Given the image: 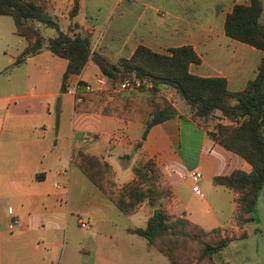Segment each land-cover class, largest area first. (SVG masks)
<instances>
[{
    "label": "crops",
    "instance_id": "obj_1",
    "mask_svg": "<svg viewBox=\"0 0 264 264\" xmlns=\"http://www.w3.org/2000/svg\"><path fill=\"white\" fill-rule=\"evenodd\" d=\"M36 1L62 32L89 33L91 52L109 63L130 58L138 47L168 54L188 46L201 60L189 67L191 74L223 78L227 90L236 93L264 61V52L224 33L226 15L235 5L248 6L249 0H78L73 18L74 0ZM20 39L5 65L7 71H23L9 77L0 72V264H147L153 249L132 231L146 226L149 213L120 214L74 166V149L106 162L117 187L133 179V164L147 153L179 202L177 216L184 214L205 232L218 230L221 237L237 240L235 195L213 186L212 180L234 171L250 173L251 167L212 141L191 120L187 106L174 105L177 115L152 126L141 141L140 123L75 110L72 96L61 89L67 61L47 50L50 37L39 53L15 66L27 46ZM88 71L90 77L100 75L90 59L80 75L66 81L90 84L94 78L85 79ZM190 173L200 176L199 195L192 191ZM261 198L264 187L256 206ZM13 219L18 224L10 230ZM79 221L87 224L82 238L73 233L75 226L81 228Z\"/></svg>",
    "mask_w": 264,
    "mask_h": 264
},
{
    "label": "trees",
    "instance_id": "obj_2",
    "mask_svg": "<svg viewBox=\"0 0 264 264\" xmlns=\"http://www.w3.org/2000/svg\"><path fill=\"white\" fill-rule=\"evenodd\" d=\"M78 7V0H74L70 18L77 15ZM263 13L261 0H249L248 6H233L225 17V35L264 52ZM0 16L12 19L14 34L27 44L16 58L15 66L42 50L45 41L36 24L56 32L47 40L46 48L52 56L67 61L63 92L68 77L80 75L90 59L98 67L100 75L113 84L133 76L149 85L151 92L146 96L82 92L79 94L81 101L75 107L79 113H98L142 124L141 141L145 140L152 126L177 115L162 90H172L179 96L187 106L191 120L206 130L212 141L251 167L250 173L234 171L212 180L213 186L234 193V220L240 230L237 239L246 237L244 227L254 221L256 203L264 187V61L259 64L255 78L242 91L231 93L225 79L202 78L189 72L191 65L201 63L191 47L170 49L168 54H156L145 47H138L130 58L109 63L91 52L89 33L70 34L71 28L62 32L56 18L36 0H0ZM215 114H219V123L213 122ZM223 120L229 123L237 121V124H225ZM72 162L123 216L129 217L138 211L149 213L146 226L132 232L170 264H212L214 256L220 258L219 264H228L223 254L235 239L221 237L218 230H213L216 237H207L209 232L190 223L184 214L177 216L179 202L158 165L147 153L140 154L132 166L133 179L122 187L116 186L112 168L98 157L74 149Z\"/></svg>",
    "mask_w": 264,
    "mask_h": 264
},
{
    "label": "rangeland",
    "instance_id": "obj_3",
    "mask_svg": "<svg viewBox=\"0 0 264 264\" xmlns=\"http://www.w3.org/2000/svg\"><path fill=\"white\" fill-rule=\"evenodd\" d=\"M40 2L42 1L40 0ZM262 2L264 3V0H262ZM40 27V32L44 38H51L55 35V31L53 29L44 28L41 25ZM14 30L15 28L12 19L7 16H0V72H5L7 75L6 77H9L10 75L13 76L23 71L21 70L23 68L20 70H15L14 72L7 71L6 68L9 65H5L7 58L14 56L19 45L18 42L23 41L14 34ZM92 76L93 75L90 77V71H88L85 79L94 78ZM94 79H88L91 85H93ZM150 92V86L144 83L140 87L139 91H137L135 94L146 96ZM162 93L165 98L173 105V107L174 105H176L177 108L182 106L185 107L183 101L172 90L163 89ZM213 122L219 123V114H215ZM223 123L228 124L229 122L223 120ZM253 218L254 221L244 227L246 237L244 239H237L229 243L228 249L229 252L232 253V256L225 258V253L223 254V259L226 260L228 264H264V198L259 200V204L255 208ZM73 233L76 238H82L85 235V230L75 226ZM216 236V231H211L207 235V237L211 238ZM149 253L150 254L147 258V264H170L164 256L155 250H151ZM104 261L105 260L100 261V264H105ZM219 263L220 258H218V256H214L212 264ZM107 264L119 263L117 261H114L113 263L109 261Z\"/></svg>",
    "mask_w": 264,
    "mask_h": 264
},
{
    "label": "built area",
    "instance_id": "obj_4",
    "mask_svg": "<svg viewBox=\"0 0 264 264\" xmlns=\"http://www.w3.org/2000/svg\"><path fill=\"white\" fill-rule=\"evenodd\" d=\"M142 84L143 83L141 81L135 79L133 76L126 78L124 81L118 84H113L110 81H108L104 76L99 75L95 77L93 85L82 82L71 84L68 81H66L64 92L72 96L75 105H77L81 101L79 94L82 92H88L96 95H109L111 93L131 94L139 91ZM228 124L236 125L237 121H233ZM87 138H88L87 136H84L83 140L86 141ZM189 178L193 183L192 191L196 195H199L200 194V190L198 188V181L200 179L199 174L190 173ZM56 188H58V186H56ZM8 214L11 215V210H8ZM17 224H18V220L13 219L9 224V229L10 230L13 229ZM79 225L83 229L87 228V224L83 221H79Z\"/></svg>",
    "mask_w": 264,
    "mask_h": 264
},
{
    "label": "water",
    "instance_id": "obj_5",
    "mask_svg": "<svg viewBox=\"0 0 264 264\" xmlns=\"http://www.w3.org/2000/svg\"><path fill=\"white\" fill-rule=\"evenodd\" d=\"M224 257H225V258H229V257H230V252H229L228 247L226 248V252H225V254H224Z\"/></svg>",
    "mask_w": 264,
    "mask_h": 264
}]
</instances>
